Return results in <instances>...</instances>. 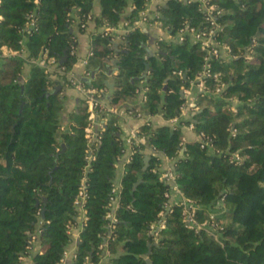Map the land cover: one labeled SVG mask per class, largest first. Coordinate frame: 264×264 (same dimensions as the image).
<instances>
[{
  "label": "trees",
  "instance_id": "16d2710c",
  "mask_svg": "<svg viewBox=\"0 0 264 264\" xmlns=\"http://www.w3.org/2000/svg\"><path fill=\"white\" fill-rule=\"evenodd\" d=\"M98 1V15L93 13L94 0L0 1V46L27 50L26 56L0 54V264H21L20 255L35 244L32 264H57L72 241L67 225L78 221L74 199L82 182L86 219L76 257L67 264L98 263L104 247L112 255L101 264H264V0H211L224 10L218 17L222 24L218 36L235 55L210 60L211 70L219 73L225 87L213 93L219 81L206 76L208 90L199 94V107L190 120L175 128L140 125L148 143L173 159L176 182L199 206V219L224 197V207L217 213L224 219L217 238L205 229L189 228L177 203L165 214L166 226L157 235L150 232L169 184L156 169L159 154H148L144 168L141 143H135L125 163L117 220L109 229L106 212L123 149L121 129L115 123L118 116L112 114L88 142L86 104L82 100L76 104L63 126L66 84L30 61L43 50L59 61L66 50L62 64L71 68L75 30H85L80 23L88 15L96 27L116 24L122 17L133 20L146 0ZM157 10L172 31L183 24H199L205 14L200 0H167L158 3ZM30 20L34 24L27 28ZM148 38L136 26L123 34L114 50L109 36L92 30L88 66L97 70L98 77L83 83L106 88V70L116 54L108 97L112 105L131 100L143 79L147 99L129 108L146 114L162 111L166 118L179 115L184 100L180 91L202 69L203 50L186 39L157 40L158 48L152 51ZM173 69H182L183 75H172ZM232 98L238 99L235 110L229 107ZM189 121L210 137L219 152L201 148L196 140L184 146L181 125ZM89 152L94 157L88 160Z\"/></svg>",
  "mask_w": 264,
  "mask_h": 264
},
{
  "label": "built area",
  "instance_id": "2783aa9c",
  "mask_svg": "<svg viewBox=\"0 0 264 264\" xmlns=\"http://www.w3.org/2000/svg\"><path fill=\"white\" fill-rule=\"evenodd\" d=\"M1 1V0H0ZM205 9V14L202 21L194 26L189 25H180L174 31L170 30L168 25H164L162 20L160 19V13L157 10V5L155 8L151 9L150 4L152 0H146L143 9L139 11L138 17L135 19L121 18L118 20L116 24H104L98 26V30L102 31L104 35L109 36L113 43L115 41H121L122 36L127 31L134 29V27L138 26L142 28L144 25H158L162 28V34L158 35L154 39V48L152 51L157 50V40H165L168 42H182L184 40H189L193 43H197L201 50H203V66L202 69L195 74V77L190 80L189 85L183 87L181 90L183 91V102L180 105V114L168 118L170 121V127L175 128L176 125L180 124L181 114L190 111L194 113L196 109H198V96L208 90V86L205 82L206 76H212L215 80H220V75L216 71H212L210 67V60L215 59H230L235 55L232 53L231 48L228 44L220 39L218 36V32L222 29V24L218 20V17L221 16L224 12L223 8L217 6L211 0H200ZM131 8V7H130ZM2 15L0 14V19H2ZM93 21L90 15H88L87 19L80 23V27L87 29L88 22ZM34 24L33 20H30L26 23V27L29 28ZM97 29V28H96ZM7 49V51L5 50ZM19 53L22 55L23 48L20 50H14L7 45L0 46V54L1 55H11ZM69 53L73 56L76 55V44L71 45ZM92 50L89 46L87 50V54L83 58V63L87 66L89 62V57L92 55ZM30 61L37 63L40 66H43L48 72L49 77L54 75L60 79L61 83H70L71 86H75L82 94L84 102L86 104V108L88 111V123L86 124L84 131L85 136L88 139V142L93 141L97 137V131L103 129L107 120L111 117L112 114L118 116L117 113V105H112L111 103L107 104L104 101L103 93L106 88H98L96 86H86L83 83V78L78 77L73 74L71 68L66 69V67L58 61L54 56L48 55L46 50H43L42 53L37 58H31ZM91 73L90 68L84 70V75L89 76ZM172 75H183L182 69H173L171 71ZM225 87V83L223 81H219V83L215 86L213 93H219ZM147 87L144 84L143 79L139 80L137 86L135 87V97L139 98L140 104L144 103L147 99ZM238 103L237 98H232V101L229 104V107L233 110L236 109V104ZM127 116H133L142 119V124H151L149 120V115L144 113L141 109L135 108H126L123 112ZM118 125V118L115 122ZM185 124L190 128H194L193 123L191 121ZM181 125V126H182ZM147 134L140 130V126L129 128L122 140L123 149L122 154L120 155L117 164L122 161L121 157L126 150H130L129 155L123 159V165L125 167V163L130 161L132 157V153L135 151L134 145L135 143L144 144V148L142 151L147 150L148 154H159L160 161L162 158L161 152L152 144L148 143ZM196 141H198L199 146L201 148H206L208 150H214L219 152L215 146H213L210 137L204 131H196ZM235 158H239L238 154L233 153ZM167 156V155H165ZM94 156L91 152L88 153L87 159H92ZM170 159V162L166 166H161L160 162L157 165V168L160 171L161 178L165 183L169 184V189L164 192L165 200L163 202V208L158 212V219L152 222L149 226L150 232L155 235L158 234V231L163 229L166 226L165 214L167 212L172 211L173 204L182 205V213L186 220V225L189 228H192L194 231H199L201 229H205L206 231L212 233L214 237H218V230L222 228V222L224 219L218 218L217 213L220 212L223 207V196L218 198L213 207L204 210L202 219H199L196 215V210L199 208L197 204H195L194 200L184 194L181 188L178 186L175 179V171L173 169V159L167 156ZM155 170V168H154ZM120 189L121 183L119 185L116 183L115 179L113 181V185L111 188V193L109 196L108 207L109 209L106 212V217L109 219L108 227L112 229L114 227V222L117 220L116 217V208L119 205L120 198ZM87 197L86 191L84 189V184L82 182L78 193L74 199V203L78 206L79 211L83 213L81 219V228L85 223L86 219V209L83 207V202ZM77 223V222H76ZM76 223H69L67 225V232L71 236L72 228ZM107 248H103V250ZM102 250V251H103ZM28 253H23L20 255V261L24 258ZM102 255V253H101ZM76 257V249L74 251H70L68 248L63 252V256L61 260L57 263L67 264L69 259H74ZM101 257V256H100Z\"/></svg>",
  "mask_w": 264,
  "mask_h": 264
},
{
  "label": "crops",
  "instance_id": "0c3cea01",
  "mask_svg": "<svg viewBox=\"0 0 264 264\" xmlns=\"http://www.w3.org/2000/svg\"><path fill=\"white\" fill-rule=\"evenodd\" d=\"M166 1L167 0H152V2L150 4V8L153 9L156 7V5H158V3H165ZM128 10H129V8L126 9V11H128ZM100 11H101V7L99 4V1L94 0L93 13L98 15L100 13ZM122 18H124V17H122ZM96 28L98 29V27L95 26L94 21L91 20L88 22V26H87L86 30H84V31L75 30L76 31V37H77L76 55H75L74 63L71 66V71L73 72L74 75H76L80 78L85 76L84 70L89 68L88 65L86 66L83 63V58L87 54V50L89 49V46H90V43H89L90 32L92 30H95ZM142 29L145 30L149 34L148 47H149V49L152 50L155 46L154 45V39L156 36L162 34V32H163L162 28L158 25H144L142 27ZM115 42L118 43V41H115ZM112 46H114V44ZM117 48H118V45H117V47L114 48V50H116ZM5 50L7 51L6 48H5ZM26 54H27V50L24 47L22 56H26ZM114 58H116V54H114V56L112 57V59H114ZM29 67H30V62L27 61L23 65V71L25 74L28 73ZM108 68H113V72H112V76H113L114 72H116V69H115L116 67L113 65V66H110ZM92 71L93 70L91 69V73L88 76V77H90V80H92L95 77H98L97 70H96L94 77L91 78ZM105 75L106 76L104 78L107 79L108 78L107 70H106ZM50 78L53 80H59L60 81V79H58V77H56L54 75H51ZM63 92L66 95V99H65L64 109L61 113V121H62V125L65 126L66 122L68 121L69 112L71 110H73L75 105L78 104L81 100L84 102V99H83L81 92L75 86L65 85L63 87ZM110 92H111V90H109L108 87H106V90L103 93L104 101L107 104L110 103L109 99H108ZM138 102H139V98L134 96L131 100H126V101H123V102L117 104L118 125L121 129V139L122 140L124 139L125 133L129 128L138 127L143 122L141 118H137V117H133V116H127V115H125V113H123L126 110V108H128L132 103H138ZM192 114H193L192 112L186 111V112L181 114V119L188 121L191 119ZM149 120L151 121V124L153 126L161 125V124L170 125L169 119L164 117L162 111H158L154 114H150ZM181 133H182L181 139H182L184 146L188 141L196 140V130L194 128H190L189 126L183 124L181 126ZM144 152L146 154L148 153L147 150H145ZM129 153H130V150H126L121 157L122 161H120L116 166L115 181L118 185L120 183V178H121V176L124 172V169H125V167L123 165V159H125L129 155ZM169 162H170V159L167 156L162 155V158L160 161L161 166L164 167ZM82 215H83V213L81 211H79L78 217H77L78 221L74 225V227L72 228V231H71L72 241L70 242V244L67 247L70 251H74L76 249V242L79 238V232L81 230ZM36 249H37V245L35 244L31 248L30 252H28V254L25 255L24 258L21 260V264H32L33 253ZM111 255H112V253H108V251L106 249H104L102 251V255L100 257L99 262L98 263H91V264H101V263L107 261ZM59 264H63V263H59Z\"/></svg>",
  "mask_w": 264,
  "mask_h": 264
},
{
  "label": "water",
  "instance_id": "95a60500",
  "mask_svg": "<svg viewBox=\"0 0 264 264\" xmlns=\"http://www.w3.org/2000/svg\"><path fill=\"white\" fill-rule=\"evenodd\" d=\"M113 44H114V46H112V48L114 49L115 47H117L118 43L115 42ZM149 50H151V49H149ZM66 57H67V51L65 50L64 54L60 58V62H63ZM117 60H118L117 58L112 59V62H113L114 66H116ZM95 72H96V69L92 71L91 78L94 77ZM112 72H113V68H108L107 69L108 78L105 79V84H106V86L108 87L109 90H111L112 86H113ZM184 76H185V73H184ZM82 78H83L84 81H87V82L90 80V77H87V76H84ZM59 87H60V85H57V87L54 89V91H57L59 89ZM180 94H181V97H183V91L182 90L180 91ZM144 160H145V163H144V168H145L147 163H148V155L147 154L145 155ZM140 180L141 179H138V181L135 184H137ZM42 215H43V211H42ZM149 251H150V245L148 246L147 253H149ZM146 259L149 261L148 257H146Z\"/></svg>",
  "mask_w": 264,
  "mask_h": 264
},
{
  "label": "rangeland",
  "instance_id": "374dc122",
  "mask_svg": "<svg viewBox=\"0 0 264 264\" xmlns=\"http://www.w3.org/2000/svg\"><path fill=\"white\" fill-rule=\"evenodd\" d=\"M162 23H163V22H162ZM164 25H165V24H164ZM92 70H95V68H92ZM99 75H100V77H102V75H101V74H99ZM115 177H116V174H115ZM115 177H114V178H115Z\"/></svg>",
  "mask_w": 264,
  "mask_h": 264
}]
</instances>
